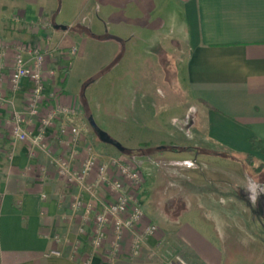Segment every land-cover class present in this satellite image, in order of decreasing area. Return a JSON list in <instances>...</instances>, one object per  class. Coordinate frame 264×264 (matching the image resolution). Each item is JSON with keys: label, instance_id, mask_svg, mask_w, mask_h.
Segmentation results:
<instances>
[{"label": "crops", "instance_id": "obj_1", "mask_svg": "<svg viewBox=\"0 0 264 264\" xmlns=\"http://www.w3.org/2000/svg\"><path fill=\"white\" fill-rule=\"evenodd\" d=\"M12 1L0 6V150L11 153L7 159L0 157V264H170L172 255L186 264H263L264 216L255 207V183L247 178L235 185L229 174L207 183L214 200L208 218L198 213L197 229L167 224L161 249L151 239L131 259L126 236L115 260L106 253L92 254L86 246L71 259L66 240L55 243L53 237H63L70 222L78 219L80 212L71 209L78 190L59 176L57 162L69 161L76 173L88 158L106 163L113 153L94 143L78 114L70 124L60 117L39 146L33 141L41 118L55 102L65 109L75 106L70 93L81 77L88 81L97 76V83L121 91L120 79L128 76L136 90H152L153 80L141 87L138 64L152 77L153 48L160 44L168 62L171 57L177 60L175 72L195 103L189 144L172 154L184 162L193 156L199 173H221L222 167L232 172L245 155L264 166V0H73L69 18L57 0ZM173 9L179 13L177 25ZM161 29L168 38L159 37ZM63 35L66 52L75 53L67 68L56 59ZM34 50L46 54L44 101L39 115L24 126L27 139L13 142L12 116L24 112L32 85L23 80L13 92L9 76L17 52L29 61ZM72 127L80 132L75 147L69 145ZM252 139L262 150L251 151ZM94 178L95 172L89 182ZM101 197L112 200L105 193ZM234 203L242 211L232 213ZM236 220L252 237L253 254L240 240L243 232L238 233ZM83 240L73 233L69 239L70 244Z\"/></svg>", "mask_w": 264, "mask_h": 264}, {"label": "rangeland", "instance_id": "obj_2", "mask_svg": "<svg viewBox=\"0 0 264 264\" xmlns=\"http://www.w3.org/2000/svg\"><path fill=\"white\" fill-rule=\"evenodd\" d=\"M11 2L15 1L0 0V6L2 4V6H8ZM56 2L59 8L66 10V17L69 18L68 11L73 5V0H57ZM170 13L174 16V23L177 25L179 23L178 11L173 9ZM45 29L51 30L48 24ZM66 37L63 35L58 39L59 46L63 49L57 52L56 59L60 63L64 62L63 65L67 68L75 53H70V50L66 52V46H64ZM159 37L168 38L166 30L161 29ZM153 51L152 77L145 72V65L141 62L138 64L139 78L143 80L141 87L153 80L152 90H136L137 87L134 84L131 85L128 76H122L120 79L121 91L112 90L111 87L109 89L108 86L97 83L98 77L93 76L88 81L81 77L70 93L74 98L78 115L85 122L84 125L91 139L96 145L100 144L113 153L107 158H120L134 166L139 172L143 181L142 191H138L144 215L143 224L149 223L157 228L155 238L160 239L162 244L164 237L162 229L167 224L177 227L186 223L197 229L199 223L197 214L201 213L202 217L208 218L212 211V202H214L213 199L211 200L207 183L216 179L223 180L225 174H229L230 178L234 179L235 185L245 184L247 178L255 183V207L263 217L264 196L261 200L258 196L260 187L264 183V166L261 162L255 159L251 163L241 160L239 163L236 162L238 165L233 167L232 172L228 173L222 167L218 168L222 171L221 173L210 174V172L199 173L197 171L193 156L190 157L189 162H184V157L172 154L174 151L183 150L179 146L184 147L189 144L192 134L191 118L195 114L193 104L195 103L186 93L180 75L175 72L177 60L171 57L168 62L160 44H157ZM199 115L200 112L197 110V116ZM89 118L92 119L97 129L120 145L123 149L122 153L113 146L102 144L98 140L89 126ZM202 166L205 168V164ZM194 167L196 171H193ZM208 167L209 165H206V169H209ZM197 189H202V191H197ZM230 211L238 213L242 211V208L234 203L230 206ZM150 219L154 223H150ZM78 227L79 219H73L69 225L70 230L60 238L63 241H69L72 233L77 236ZM235 227L238 233L241 232L240 221H235ZM239 238L245 244H249L245 247L253 254L252 237H247L243 232V236ZM66 246L71 247L68 243ZM161 248L162 245L157 249ZM174 256L177 255H172V258Z\"/></svg>", "mask_w": 264, "mask_h": 264}, {"label": "built area", "instance_id": "obj_3", "mask_svg": "<svg viewBox=\"0 0 264 264\" xmlns=\"http://www.w3.org/2000/svg\"><path fill=\"white\" fill-rule=\"evenodd\" d=\"M30 60L23 58L20 51L14 57L13 68L9 76L11 90L17 92L23 80L31 83L32 90L23 113H14L12 116V130L10 138L13 142H24L27 133L24 126L29 125L39 115L44 101L43 72L46 54L42 51H32ZM3 76V66L0 64V78ZM78 114L77 108L72 106L65 109L59 102L47 109L41 118L38 137L33 145L39 146L47 132L55 126L60 117H64L67 124L73 116ZM2 122L0 121V131ZM72 135L69 145L75 147L80 137L76 128L70 129ZM42 148V147H41ZM10 152H2L0 157L9 158ZM30 156H33L31 154ZM72 159V157H71ZM69 161L57 162L58 174L64 181L76 187L77 194L72 198L71 209L79 211V227L77 236L83 241H74L71 245V259H77L81 249L86 246L92 254L103 256L107 254L110 260H115L126 236L130 237V258H136L142 250V245L151 239H156L157 228L144 223L139 192L142 191L143 181L137 169L120 158H109L106 163H99L95 158H88L78 172H73ZM95 172L92 182L89 179ZM110 195V202L104 200L101 194ZM87 197V200H85ZM156 239L155 248L162 245ZM55 243L62 239L53 237ZM170 264H186L180 256H174Z\"/></svg>", "mask_w": 264, "mask_h": 264}, {"label": "water", "instance_id": "obj_4", "mask_svg": "<svg viewBox=\"0 0 264 264\" xmlns=\"http://www.w3.org/2000/svg\"><path fill=\"white\" fill-rule=\"evenodd\" d=\"M59 29L62 31L66 30V28H63V27H60ZM88 123H89L90 128L92 129V131L94 132V134L96 135V137L102 144L111 145L115 149H117L120 153L123 152V149L120 147L119 144L110 140L103 132L97 129V127L95 126L91 118L88 119Z\"/></svg>", "mask_w": 264, "mask_h": 264}, {"label": "trees", "instance_id": "obj_5", "mask_svg": "<svg viewBox=\"0 0 264 264\" xmlns=\"http://www.w3.org/2000/svg\"><path fill=\"white\" fill-rule=\"evenodd\" d=\"M251 143V151L257 152L262 150V144L256 142L254 139L250 141ZM253 157L251 155H245L243 161H247L248 163H251L253 161Z\"/></svg>", "mask_w": 264, "mask_h": 264}]
</instances>
